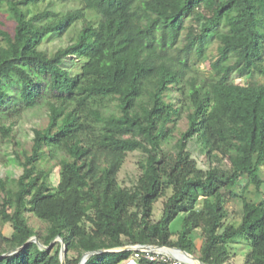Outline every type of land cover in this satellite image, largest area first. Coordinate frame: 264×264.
Segmentation results:
<instances>
[{"label": "trees", "instance_id": "trees-1", "mask_svg": "<svg viewBox=\"0 0 264 264\" xmlns=\"http://www.w3.org/2000/svg\"><path fill=\"white\" fill-rule=\"evenodd\" d=\"M43 1L0 0L15 22L13 34L0 23V139L12 142L28 110L48 114L30 150L16 155L21 174L0 176V224L12 230L0 231V264H62L60 242L42 250L32 237L45 246L63 238L66 264L134 245L229 264L241 235L250 243L244 264H264V197L245 196L249 185L264 195V83L255 80L264 77V0H70L68 11L52 2L35 11ZM73 27L68 43L43 48ZM135 152L140 173L123 186ZM228 195L241 201L238 225L226 222ZM132 254H93L85 264H123Z\"/></svg>", "mask_w": 264, "mask_h": 264}, {"label": "rangeland", "instance_id": "rangeland-1", "mask_svg": "<svg viewBox=\"0 0 264 264\" xmlns=\"http://www.w3.org/2000/svg\"><path fill=\"white\" fill-rule=\"evenodd\" d=\"M50 2H52V7H54L57 10H64L68 11L75 7V4L71 2L70 0H45L39 4V6L35 7V11L43 10L45 9ZM0 23L3 24L2 28L4 30H7L14 33L15 29V22L12 20L8 13L4 9L0 10ZM77 29L80 27V25H76ZM76 27H73L69 31H67L61 38L58 37L56 39H53L51 41H47L44 43L43 48L47 50L49 53L55 52L60 46L68 43L71 38L74 36ZM213 50L216 48V42L212 45ZM202 71H206L207 68L202 65L200 67ZM259 83H264V77L257 76L255 79ZM238 83L240 84H246V81L238 79ZM48 124V114L44 109H33L28 110L25 112L20 118H18L15 122L14 128H13V140L12 142H4L0 139V176L5 178L6 176H12L17 178L21 174V167L18 166L16 162V155L20 154L23 155L26 150H30L32 145V139L34 135V129L36 128H43ZM180 131H184L186 128V121L183 120L180 123L179 127ZM180 131L175 133V137L173 138L172 144H175L180 137ZM190 150L193 154V157L198 160V163L201 166H205V158L200 154L199 150L192 146L190 147ZM141 159L140 152H135L129 154V157L127 158L126 164L123 167L120 175H119V181L123 186L130 187L133 182L136 180L140 173V168L138 165V162ZM50 166H55L54 163H50ZM48 165V166H49ZM59 171L60 169L58 167L53 168V172L51 175V184L52 186H57L59 182ZM262 177L264 179V169L262 170ZM244 182L239 187L238 193H241L242 190H244ZM241 191V192H240ZM263 194H264V186L262 188ZM243 193V192H242ZM245 196L247 199L251 202H258L260 201L264 195H259L256 193V189L253 185H249L247 188V191L245 192ZM229 199L228 202H226V208L228 209V218L227 223H233V224H240L241 221V211H242V204L241 201L238 198H231V196H227ZM1 200V195H0ZM163 201L158 202L155 205V218L156 220L160 218L162 214L163 209ZM29 217L30 224L36 228L37 231H44L45 225L40 222L37 218L32 216L31 214H27ZM181 219L182 216H179L177 220L173 223L172 228L175 230H178L181 228ZM0 231L3 232L6 236H10L12 233V230L9 225L2 226L0 224ZM193 238L195 239L198 246H201L203 242V237L200 234V232H196L193 234ZM237 242V243H236ZM230 255L231 259L229 264H244L245 257L247 253L250 250V243L247 241V239L241 235L234 239L230 244ZM177 251V250H173ZM195 256V255H194ZM198 258L197 256H195Z\"/></svg>", "mask_w": 264, "mask_h": 264}, {"label": "built area", "instance_id": "built-area-1", "mask_svg": "<svg viewBox=\"0 0 264 264\" xmlns=\"http://www.w3.org/2000/svg\"><path fill=\"white\" fill-rule=\"evenodd\" d=\"M137 245L128 246L130 248H135ZM174 249H163L154 248L151 246L142 247L141 249H134L131 257L126 260L123 264H140L143 259L150 262H160L161 264H192L187 262L186 259L175 255L171 252ZM181 253V252H180ZM183 254V253H181Z\"/></svg>", "mask_w": 264, "mask_h": 264}, {"label": "water", "instance_id": "water-1", "mask_svg": "<svg viewBox=\"0 0 264 264\" xmlns=\"http://www.w3.org/2000/svg\"><path fill=\"white\" fill-rule=\"evenodd\" d=\"M31 242H35V243H37L38 246L40 247V249H42V250H50V249L54 246V244H55L56 242H60L61 245H62L61 252H60L61 263H62V264H66L67 250H66V247H65V241H64L63 238H61V237H57V238L51 243L50 246H45L44 244H42V243L38 240L37 237H32V238L28 241V243H31ZM146 246H151V247H154V248H163V249H165V250L170 249V247H167V246L137 245L135 248H130V247L127 246V247H124V248L113 249V250H110V251H107V250H100V251H95V252H86V253L83 254L80 264H85V263L87 262L88 258H89L91 255H93V254H101V253H106V252H124V251H132V250H134V249H139V248L141 249L142 247H146ZM22 247H23V246H22ZM22 247H20V248H18V249H16V250L10 251L9 253H7V254H5V255H3V256H1V257H7V256H9V255H12V254L16 253L18 250H20ZM171 249L177 250V251H179V252H181V253H183V254H185V255H187V256H190V257L194 258V260H195L197 263H199V264H205L203 261H201L200 259L196 258L194 255L187 253L186 251H183V250H181V249H179V248H171Z\"/></svg>", "mask_w": 264, "mask_h": 264}, {"label": "bare ground", "instance_id": "bare-ground-1", "mask_svg": "<svg viewBox=\"0 0 264 264\" xmlns=\"http://www.w3.org/2000/svg\"><path fill=\"white\" fill-rule=\"evenodd\" d=\"M171 252L174 253L175 255L179 256V257H180V255H181V257H183L184 259H186L187 262H189V263H192V264H199V263H197V262L194 260V258H192V257H190V256H187V255H185V254H181L179 251H173V250H171Z\"/></svg>", "mask_w": 264, "mask_h": 264}]
</instances>
